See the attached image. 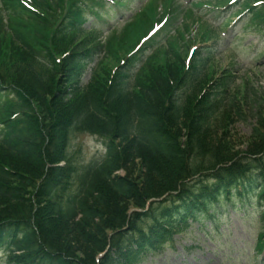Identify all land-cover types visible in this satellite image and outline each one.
<instances>
[{
  "label": "trees",
  "instance_id": "16d2710c",
  "mask_svg": "<svg viewBox=\"0 0 264 264\" xmlns=\"http://www.w3.org/2000/svg\"><path fill=\"white\" fill-rule=\"evenodd\" d=\"M19 21L10 15L0 23V58L7 70L18 67L10 82L20 91L19 103L0 104V122L15 131L0 141V240L21 253L13 259L43 255L46 264H135L137 253L162 249L172 228L179 224L181 232L188 218H204L209 194L217 196L231 176L251 170L264 174L263 122L252 129L253 150L243 165L233 162L224 145H212L223 130L222 120L231 112L238 118L242 104L259 112L264 93L259 99L245 97L238 109L223 113L219 105L198 102L197 95L177 105L172 96L184 79L182 65L168 55L166 62L145 71L131 94L111 97L100 77L81 92L72 88V100L64 102L53 93L54 79L44 85L31 74V49L18 32ZM58 35L52 31L49 54L61 41ZM16 111L19 117L9 120ZM72 133L108 138L106 158L79 168L66 150ZM118 171L125 175H114ZM195 177L196 183H188ZM164 196L173 201L165 197L143 213L129 214Z\"/></svg>",
  "mask_w": 264,
  "mask_h": 264
},
{
  "label": "rangeland",
  "instance_id": "374dc122",
  "mask_svg": "<svg viewBox=\"0 0 264 264\" xmlns=\"http://www.w3.org/2000/svg\"><path fill=\"white\" fill-rule=\"evenodd\" d=\"M260 38V34L252 32L246 35L245 44L256 46L261 49V52H264V41L261 43ZM231 39L230 34L221 35L214 43L213 57L219 70L230 69L241 58V53L236 55L231 51L232 45L229 43ZM234 44L241 46V41H236ZM236 71H238L235 73L236 85H241L242 81H248L252 86V93L264 91V64L246 74L238 64ZM250 88L248 87V89ZM252 93L250 98H253ZM237 95L241 101L242 94L238 93ZM247 107L249 104L243 108L245 122L231 117V113L229 117L222 120L223 123L219 128H223V130L219 129L218 141L214 143L212 141L214 147L220 144L224 145L228 154L235 157H232L234 158L233 162L241 161L253 150L252 129L260 122L264 123V103L259 112L248 110ZM71 147L72 156L79 159L81 163H87L98 157L97 144L92 138L76 137L72 140ZM141 172L142 168L140 169L139 165V171L134 172L135 177L137 174L139 176ZM124 175V172H120V176ZM241 216V214L235 213L225 217L219 227L218 234L209 232L208 227L206 229L203 227L200 230L192 224L186 233L174 237L175 247L173 249L167 248L160 253L147 255L140 264H258L259 259L256 257L253 246L257 238L256 235L261 230V223H256L251 218L242 219ZM76 256L81 259L80 253H77Z\"/></svg>",
  "mask_w": 264,
  "mask_h": 264
}]
</instances>
